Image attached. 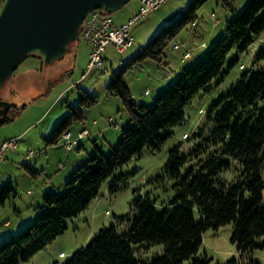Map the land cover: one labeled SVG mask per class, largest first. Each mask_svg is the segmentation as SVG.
I'll return each mask as SVG.
<instances>
[{"label": "rangeland", "instance_id": "obj_1", "mask_svg": "<svg viewBox=\"0 0 264 264\" xmlns=\"http://www.w3.org/2000/svg\"><path fill=\"white\" fill-rule=\"evenodd\" d=\"M138 1L130 0L111 13L113 20L117 22L128 15L138 5ZM192 1L169 0L158 10L137 21L130 29L133 44L124 54H118L113 46L107 47L103 55L107 72L93 69L81 79L87 69L89 46L80 37L69 45L60 60L44 64L41 57L31 54L12 72L0 90V99L18 107L25 106L18 111H11L12 121L0 125V142L21 134L17 150L7 151L0 165V187L10 182L15 190V194L0 207V244L16 239L41 211L50 210L55 213L54 208L43 207V194L66 193L69 190L66 185L73 172L96 149L107 156L116 147L121 130L132 127L128 107L118 97L108 95L106 86L113 74L120 72L122 66L118 62L121 59L127 64ZM247 2L229 0L231 7L228 8L220 0H207L197 11L194 26L189 25L177 35L163 50L160 62L153 58L146 59L126 71L123 83L130 92L129 103L134 105L133 111L140 105L150 108L156 96L173 85L184 71L203 60L213 46L210 44L224 34L228 23L238 16ZM250 38L251 44L245 52L230 50L219 77L211 81L206 92L192 99L184 109L183 121L170 129L169 138L161 147L156 150L143 149L140 156L133 157L116 170L80 215L64 220L66 230L62 235L20 264H65L75 252L91 242L98 230L113 226L119 234L126 233L131 229L136 216L133 204L138 198L151 200L157 211L167 207L175 198L173 180L166 174L170 152L176 150L178 155L187 156L198 143L194 137L195 132L203 128L208 134L213 128V123L207 121V112L212 104L226 95L244 75L249 77L252 72L264 71V58L258 59L260 53H264V31L258 35L250 34ZM181 43H186L191 50L190 58L183 60L182 50L172 49L173 44ZM202 43L205 46L202 47ZM146 89L149 91L147 95L144 94ZM82 92L95 97L97 103L88 108H80L79 96ZM68 105L80 109L83 115V121L75 122L70 130L72 138L83 128L88 131V135L69 151L64 149L61 140L46 147L43 139L49 137L53 127L69 113ZM28 148L34 150V156L26 155ZM195 164V158H189L182 173ZM240 171L241 166L236 160H231V167L222 174V178L232 182ZM66 175H69L66 183L59 186ZM120 176L123 180L113 183L114 177ZM158 177H163V180L158 182ZM112 186L115 187L113 192ZM194 218L200 220L196 210ZM232 232V224L217 229L207 228L202 233L201 245L195 258L205 264H225L231 260L241 264H264V236L256 239L258 248L249 254H240L237 244L230 239ZM161 254L163 246L155 244L135 250L134 256L147 264ZM183 264H192V260H186Z\"/></svg>", "mask_w": 264, "mask_h": 264}, {"label": "trees", "instance_id": "obj_2", "mask_svg": "<svg viewBox=\"0 0 264 264\" xmlns=\"http://www.w3.org/2000/svg\"><path fill=\"white\" fill-rule=\"evenodd\" d=\"M206 1L189 3L177 18L163 26L138 54L123 64L120 72L113 74L106 92L128 107L132 127L121 130L116 147L107 156L96 149L73 172L66 193L43 194V207L54 208L56 212L41 211L16 239L0 244V264L26 262L62 235L66 230L64 220L80 215L116 170L140 156L143 149L156 150L167 141L170 129L181 124L184 109L192 99L206 92L211 81L219 77L230 50L245 52L252 41L250 34L264 31V0H248L203 60L184 71L173 85L156 96L150 108L140 105L133 111L130 92L123 83L126 71L146 59L160 62L163 50L195 23L197 11ZM220 1L225 7H231L229 0ZM260 58H264V53H260ZM96 103L97 99L85 92L79 96L80 108ZM24 106L10 104L9 111L0 117V125L11 122L10 112ZM68 111L49 137L43 139L46 146L60 140L64 145L62 135L70 132L75 122L83 121L80 109L68 105ZM207 121L213 123V128L208 134L203 128L195 132L198 143L187 156L178 155L176 150L170 152L166 174L173 180V201L157 211L151 200L136 199L133 204L136 216L129 231L119 234L113 226L98 230L91 242L65 264H146L134 256L135 250L155 244L163 246V254L147 264H183L186 260L205 264L195 258L202 233L207 228L217 229L226 224L233 225L230 239L237 244L238 253L249 254L259 247L256 239L264 236V71L252 72L249 77L244 75L226 95L212 104ZM191 157L196 164L182 173ZM231 160H236L241 171L234 181L227 182L222 174L230 169ZM120 180L122 176L114 177L113 183ZM162 180L163 177L157 179L158 182ZM111 191H115V187L112 186ZM13 194L11 183L3 184L0 207ZM194 210L200 215L199 221L194 218ZM225 264L241 263L231 260Z\"/></svg>", "mask_w": 264, "mask_h": 264}, {"label": "water", "instance_id": "obj_3", "mask_svg": "<svg viewBox=\"0 0 264 264\" xmlns=\"http://www.w3.org/2000/svg\"><path fill=\"white\" fill-rule=\"evenodd\" d=\"M130 0H3L0 7V90L12 72L31 54L44 64L60 60L78 39L91 11L111 14ZM10 103L0 99V117Z\"/></svg>", "mask_w": 264, "mask_h": 264}, {"label": "built area", "instance_id": "obj_4", "mask_svg": "<svg viewBox=\"0 0 264 264\" xmlns=\"http://www.w3.org/2000/svg\"><path fill=\"white\" fill-rule=\"evenodd\" d=\"M3 0H0V7ZM169 0H139V8L135 14L124 21L123 24L116 25L112 20L110 14L104 12L102 9H96L91 11L83 22L81 23L79 29V35L83 42L89 46L87 69L85 73L81 76L83 79L87 73L91 72L93 69H102L103 72H107L108 69L104 67V52L107 46H113L118 54H124L126 50L133 44V39L130 34L131 27L140 21L141 18L145 17L149 13L158 10L161 6L168 3ZM194 26V23L192 24ZM173 50H182V58L187 59L191 57V50L188 48L186 43L173 44ZM119 65H123V60L118 62ZM144 94H149L148 90L144 91ZM110 121V119H109ZM88 135L86 129H82L78 135L77 139H82ZM70 132L62 135V140H64V146L66 150H69L75 143L76 140L72 138ZM184 138L187 137L186 134L183 135ZM18 148V139L10 138L0 142V165L3 161V155L7 151H16ZM34 150L28 148L27 154L29 156H34ZM62 257L63 254H60Z\"/></svg>", "mask_w": 264, "mask_h": 264}, {"label": "crops", "instance_id": "obj_5", "mask_svg": "<svg viewBox=\"0 0 264 264\" xmlns=\"http://www.w3.org/2000/svg\"><path fill=\"white\" fill-rule=\"evenodd\" d=\"M138 5H139V1H138ZM136 6L135 8H134V10L133 11H130L129 13H128V15H126V16H124V17H122L121 19H119L117 22H115V20H113V18H112V20L114 21V23L116 24V25H120V24H123L124 23V21H126L129 17H131L134 13H136V11L138 10V8H139V6ZM216 43V40H214L210 45H214ZM201 46L203 47V46H205L204 45V43H202L201 44ZM108 47V46H107ZM107 47H106V49H105V52H106V50H107ZM105 52H104V54H105ZM103 54V55H104ZM106 58H105V56H104V60H105ZM184 60V59H183ZM182 60V61H183ZM105 62H106V60H105ZM147 90V89H146ZM145 91V90H144ZM4 99V98H3ZM10 103V102H9ZM11 104V103H10ZM15 105V104H14ZM16 106H18V105H16ZM84 129V128H83ZM82 129H80V130H78V132H76L77 134H76V137H74V140H76L77 139V135H78V133L81 131ZM20 135L21 134H18V135H16V136H12L13 138H17L18 140H20ZM72 135V134H71ZM11 137V138H12ZM83 139V138H82ZM80 139H77L76 140V143L75 144H77L78 143V141H79ZM46 146V145H45ZM46 147H48V146H46ZM63 147H64V149H65V146L63 145ZM73 147V146H72ZM72 147L69 149V150H71L72 149ZM66 150V149H65ZM69 150H66V151H69ZM59 167H62V165H60ZM70 175V174H69ZM69 175H66V176H64V178H63V182L61 181V182H59V186H61L63 183H66V179H68V176ZM52 188H54V186L52 187ZM62 254V253H61Z\"/></svg>", "mask_w": 264, "mask_h": 264}]
</instances>
